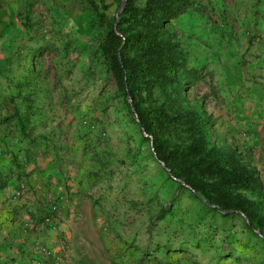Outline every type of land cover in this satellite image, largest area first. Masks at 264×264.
<instances>
[{
	"label": "rangeland",
	"instance_id": "obj_1",
	"mask_svg": "<svg viewBox=\"0 0 264 264\" xmlns=\"http://www.w3.org/2000/svg\"><path fill=\"white\" fill-rule=\"evenodd\" d=\"M126 1L0 0V151L25 147L21 120L42 144L8 197L21 201L15 215L36 216L33 231L62 215L85 217L91 237L104 235L116 253L138 252L140 262L264 263V244L242 215L207 209L156 160L103 63L99 45ZM186 7L168 26L201 76L183 105L209 122L212 144L256 169L264 191V0Z\"/></svg>",
	"mask_w": 264,
	"mask_h": 264
},
{
	"label": "trees",
	"instance_id": "obj_2",
	"mask_svg": "<svg viewBox=\"0 0 264 264\" xmlns=\"http://www.w3.org/2000/svg\"><path fill=\"white\" fill-rule=\"evenodd\" d=\"M188 0H127L118 21L109 22L98 51L115 84L136 116L152 153L171 177L197 193L205 207L226 217L242 215L248 231L264 244V191L255 168L243 165L234 149L211 142L210 124L184 107L183 92L201 78L183 53L171 22L187 9ZM24 148L0 164V190L20 179L42 146L18 122ZM4 153V154H3ZM2 160V159H1ZM248 191L255 199L247 197ZM264 264V263H262Z\"/></svg>",
	"mask_w": 264,
	"mask_h": 264
},
{
	"label": "crops",
	"instance_id": "obj_3",
	"mask_svg": "<svg viewBox=\"0 0 264 264\" xmlns=\"http://www.w3.org/2000/svg\"><path fill=\"white\" fill-rule=\"evenodd\" d=\"M21 179L12 180L5 189L0 190V264H153L140 262L138 252L133 250L110 251L104 235L95 233L91 237L85 231L86 225L92 223L85 217L62 215L54 224L46 225L44 230L33 231L31 226L37 224L36 216L17 217L15 214L21 211V201H8L17 184L22 182ZM27 203L28 206L33 204ZM29 209L35 210L36 206L32 205ZM90 239L97 245L93 246ZM120 251L124 257L118 259ZM92 255L97 256L96 261L90 260L89 256Z\"/></svg>",
	"mask_w": 264,
	"mask_h": 264
},
{
	"label": "built area",
	"instance_id": "obj_4",
	"mask_svg": "<svg viewBox=\"0 0 264 264\" xmlns=\"http://www.w3.org/2000/svg\"><path fill=\"white\" fill-rule=\"evenodd\" d=\"M17 195H19V193H17ZM46 222L49 223L50 225H52V224H54L55 220L49 219Z\"/></svg>",
	"mask_w": 264,
	"mask_h": 264
},
{
	"label": "water",
	"instance_id": "obj_5",
	"mask_svg": "<svg viewBox=\"0 0 264 264\" xmlns=\"http://www.w3.org/2000/svg\"><path fill=\"white\" fill-rule=\"evenodd\" d=\"M119 14H120V11L117 13V17L119 16Z\"/></svg>",
	"mask_w": 264,
	"mask_h": 264
}]
</instances>
